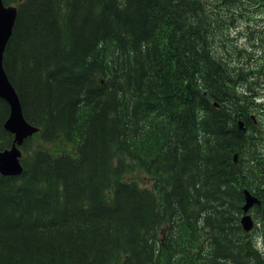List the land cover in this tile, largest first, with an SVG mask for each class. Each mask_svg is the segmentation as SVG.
<instances>
[{"label": "trees", "instance_id": "16d2710c", "mask_svg": "<svg viewBox=\"0 0 264 264\" xmlns=\"http://www.w3.org/2000/svg\"><path fill=\"white\" fill-rule=\"evenodd\" d=\"M2 1L24 116L75 151L28 139L23 173L0 174V264H264V60L229 38L264 36V0ZM8 117L0 99V149Z\"/></svg>", "mask_w": 264, "mask_h": 264}, {"label": "water", "instance_id": "95a60500", "mask_svg": "<svg viewBox=\"0 0 264 264\" xmlns=\"http://www.w3.org/2000/svg\"><path fill=\"white\" fill-rule=\"evenodd\" d=\"M15 19L16 8H6L0 0V98L10 105V116L5 123V129L15 136L14 143L10 148L0 150V174L3 176L21 175L23 169L20 163L21 152L19 146L23 144L25 139L37 132V128L30 126L24 119L18 95L3 68L4 52L12 35ZM239 126L243 128L242 121ZM256 202L258 200L249 192H246L244 213H248ZM241 222L246 231H250L254 226V221L249 214L245 215Z\"/></svg>", "mask_w": 264, "mask_h": 264}, {"label": "rangeland", "instance_id": "374dc122", "mask_svg": "<svg viewBox=\"0 0 264 264\" xmlns=\"http://www.w3.org/2000/svg\"><path fill=\"white\" fill-rule=\"evenodd\" d=\"M248 39L246 38V36ZM263 38V42L261 43L257 38ZM232 39V43H230L235 52L233 53L234 58H239L240 60L252 61V63L257 64L264 60V53H260L259 47L261 48L264 45V36L263 35H251V32H247L243 29H239V27H235L232 29L231 35L229 36ZM240 49L245 50L242 55L240 54ZM224 52V50L222 49ZM244 63H247L244 61ZM249 64V63H248ZM256 68V67H255ZM264 92V89H263ZM33 141L42 149L48 150L53 155H58L63 152H68L72 150L73 145L67 144L63 139H57L52 143H43L39 140L38 136H34ZM118 154H116V157ZM120 158H124V156L120 155ZM129 180H133L138 182L141 185L150 184V180L145 175V173L139 169H130L129 172L126 173ZM253 216V215H252ZM255 219L256 217L253 216ZM260 222H263L262 220ZM261 225L259 224V227ZM256 230V229H255Z\"/></svg>", "mask_w": 264, "mask_h": 264}, {"label": "clouds", "instance_id": "9594fccd", "mask_svg": "<svg viewBox=\"0 0 264 264\" xmlns=\"http://www.w3.org/2000/svg\"><path fill=\"white\" fill-rule=\"evenodd\" d=\"M255 246L264 252V234L257 235L255 238Z\"/></svg>", "mask_w": 264, "mask_h": 264}, {"label": "bare ground", "instance_id": "6f19581e", "mask_svg": "<svg viewBox=\"0 0 264 264\" xmlns=\"http://www.w3.org/2000/svg\"><path fill=\"white\" fill-rule=\"evenodd\" d=\"M251 35H254V33L251 32ZM255 35H259V36H260V35H263V34H255ZM245 36H246V38L248 39L247 35H245ZM257 39H258L261 43L263 42V38L258 37ZM242 50H243V49H242ZM259 50H261V51H260L261 54L264 53V45H262L261 48L259 47ZM243 51H245V50H243ZM247 69L250 70V67H248ZM199 186H200V185H199ZM235 213H236V212H235ZM236 215H237V214H236ZM238 215H239V214H238Z\"/></svg>", "mask_w": 264, "mask_h": 264}, {"label": "flooded vegetation", "instance_id": "af4514ba", "mask_svg": "<svg viewBox=\"0 0 264 264\" xmlns=\"http://www.w3.org/2000/svg\"><path fill=\"white\" fill-rule=\"evenodd\" d=\"M258 207V206H257ZM257 207H254L252 209V215L255 217H258V215L260 214V210L257 209ZM258 210V211H257Z\"/></svg>", "mask_w": 264, "mask_h": 264}]
</instances>
